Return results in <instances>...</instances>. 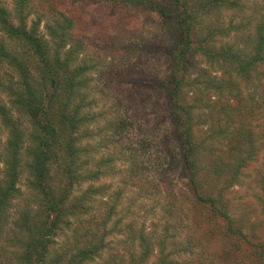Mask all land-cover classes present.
I'll return each mask as SVG.
<instances>
[{"label": "rangeland", "instance_id": "obj_1", "mask_svg": "<svg viewBox=\"0 0 264 264\" xmlns=\"http://www.w3.org/2000/svg\"><path fill=\"white\" fill-rule=\"evenodd\" d=\"M29 1L30 22L39 21L42 34L55 44L53 49L57 45L47 26L68 17L74 21L73 39L65 49L80 42L84 48L81 57L97 63L90 73L91 82L85 88L88 99L95 102L86 109L95 117L90 127L98 133L90 144L99 151L95 154L97 158L115 157L113 172L99 184L110 185L113 192L119 188L126 189L121 209L127 218L124 233L109 236L107 249L92 264H130L132 253L142 250V227L153 241L151 255L142 264H264L258 252V245L264 241V192L259 185L264 168V63L258 62L250 73H245L238 70L234 60L229 59L220 65L207 61L200 54L189 59L192 79L208 70L211 74H203L206 77L201 78L214 82L210 84L211 88L199 83L198 89L186 90L191 101L202 99V112L198 116L200 129L211 131L210 126L222 128L237 140L224 138L225 144L217 142L214 151L205 153L206 158L202 159L206 166L199 172L204 187L216 194L231 180L233 163L227 173L213 174L211 169L219 165L216 160L220 157L233 161V153H245L246 147L238 152L234 148L241 138L239 131H251L257 135L259 131L262 136L258 159L252 166L241 168L239 180L225 192V206L231 209L234 228L241 230V236L227 237L223 231L227 229V220H219L218 224L215 218H209L207 207L194 206L192 202L182 165L181 146L168 119L170 103L164 90L154 87V81H159L169 67L165 53L171 52L170 47L175 43L174 32L161 24L160 13L133 7L126 0ZM160 1L164 5L170 3V0ZM243 1L247 2L244 9L223 8L221 15L209 18L203 27L233 22L236 28L228 36H218L215 47L233 45L238 54L246 56L253 51L252 36L256 24L258 20H264V0ZM13 2L6 0L10 8ZM2 36L0 32V38ZM195 36L199 37V34ZM9 71V67L0 65L1 73L9 74ZM215 83H221L217 92L212 88ZM197 92L202 95H196ZM21 124L27 130L30 127L26 117L21 118ZM113 124L116 128H112ZM9 135L0 120L2 145L8 142ZM30 143L28 141L25 147ZM22 157L20 191L8 209V220L0 234V264L16 263L20 242L14 238L27 233L17 226V222L21 221L25 211L35 213L40 205L28 184L26 162L29 158L25 150ZM4 165L1 163L2 169ZM154 179L163 185V192H154ZM78 190L81 189L76 192ZM95 206L94 215L98 220L89 219L97 228V221L107 214L108 207L99 201ZM170 206L172 211L168 210ZM167 220H170V230L175 233V238L167 241L170 257L161 263L156 242L165 234ZM127 222L134 223L133 230L126 228ZM88 223L85 217L72 218L70 227L62 226L55 246L51 247V259H56L57 253L73 246L76 240L86 241L85 237L81 238L84 234L81 230L91 224L90 221Z\"/></svg>", "mask_w": 264, "mask_h": 264}, {"label": "trees", "instance_id": "obj_2", "mask_svg": "<svg viewBox=\"0 0 264 264\" xmlns=\"http://www.w3.org/2000/svg\"><path fill=\"white\" fill-rule=\"evenodd\" d=\"M126 1L133 7L159 12L163 27L174 32L175 43L170 47L171 52L165 53L169 67L159 81H154V87L167 94L170 103L168 119L181 146L183 170L194 206L207 207L209 218H215L218 224L219 220L226 219L227 229L223 231L227 237L241 236V230L234 228L230 207L225 206V192L239 180L241 168L252 166L258 159L262 136L259 131L258 135L239 131L241 138L234 148L238 152L246 147L245 153H233V161L220 157L216 160L219 165L211 169L213 174L227 173L233 163L231 180L216 194L204 187L199 172L205 165L202 159L206 158L205 153L214 151L217 142L225 144L224 138H236L222 128L210 126L211 131L200 129L198 116L202 112V99L191 101L186 90L198 89L199 83L211 88L210 84L214 82L201 78L211 74L208 70L192 79L189 59L200 54L207 61L220 65L230 59L237 61L236 67L240 72L250 73L258 62L264 63V20H258L255 26L253 51L243 56L234 50L233 45L215 47L218 36H228L236 28L233 22L203 27L206 20L215 19L223 8L244 9L247 2L243 0H170L167 5L160 0ZM29 7V0H14L11 8L6 0H0V32L3 35L0 38V65L11 69L9 74L0 72V120L10 134L6 144L0 142V234L8 220V209L20 191L18 183L23 174L25 150L29 158L26 162L28 184L40 205L35 213L25 211L21 221L17 222V226L27 233L14 238L20 242L15 264H92L107 249L109 236L124 233L127 218L121 209L126 189L119 188L113 192L110 185L99 184L111 175L116 159L110 155L97 158L95 154L99 151L90 144L98 133L90 127L95 117L86 109L95 102L88 99L85 88L91 82L90 73L97 63L81 57L84 48L80 42L65 49L73 39L72 19L64 17L47 26L57 45L53 49L55 44L42 34L39 21L30 22ZM197 33L199 37L195 36ZM220 85L215 83L212 88L217 92ZM196 95L202 93L197 92ZM22 117L30 123L28 130L21 124ZM112 128L116 125L113 124ZM28 141L31 143L25 147ZM1 163L5 164L4 169ZM260 175L259 185L264 192V168ZM152 182H155L154 192H163V185L156 183V179ZM77 189L81 190L76 192ZM98 201L108 207V212L103 214L101 221H97L96 228L89 217L98 220L94 215ZM172 208L170 206L168 210ZM82 217L87 218V223L91 222L81 230L84 232L81 238L85 237L86 241L76 240L73 246L57 253L56 259H51V247L57 242L59 230L62 226L70 227L72 218ZM126 228L133 230L134 223L127 222ZM170 228V220H167L165 234L156 242L161 263L170 257L167 241L175 238ZM141 232L142 250L132 253L130 264H142L151 255L153 241L144 227ZM259 251L260 258L264 260L263 240L258 245Z\"/></svg>", "mask_w": 264, "mask_h": 264}]
</instances>
